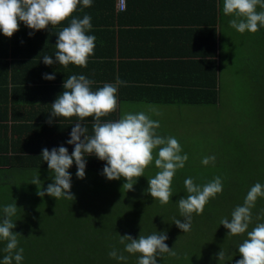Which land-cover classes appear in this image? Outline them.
Here are the masks:
<instances>
[{"label":"crops","instance_id":"1","mask_svg":"<svg viewBox=\"0 0 264 264\" xmlns=\"http://www.w3.org/2000/svg\"><path fill=\"white\" fill-rule=\"evenodd\" d=\"M222 9L223 0H125L123 10L118 9L117 0H92L91 7H84L81 0L73 16L54 28L50 25L34 31L21 22L11 38L0 32V147L17 142L18 157L27 156L31 164L42 160L39 166L27 169L49 170L42 158L44 148L51 151L64 146L71 154L74 145L67 141L77 123L88 129L87 135H93L94 117L81 121L51 116V104L65 90L63 84L71 75L94 81L93 91L105 83L116 85L117 110L102 117V123L138 109L209 105L188 101L205 98L206 91L210 97L214 82L218 92ZM84 15L91 16L92 29L87 34L96 37L87 66L44 64V56L55 60L58 32L71 19ZM30 32L34 34L30 36ZM44 74L55 75V79L46 80ZM117 78L125 83L117 84ZM148 115L151 119L158 116ZM85 159L91 165L85 171L106 164L94 155ZM70 169L77 170L76 164Z\"/></svg>","mask_w":264,"mask_h":264},{"label":"clouds","instance_id":"2","mask_svg":"<svg viewBox=\"0 0 264 264\" xmlns=\"http://www.w3.org/2000/svg\"><path fill=\"white\" fill-rule=\"evenodd\" d=\"M81 0H0V32L11 38L20 30V23L34 31L47 29L50 25L54 28L72 17ZM84 7H91L92 0H82ZM257 6L264 9V0H223V13L231 16L230 27L243 34L246 31L256 33L264 26V10L257 11ZM92 29L91 16L84 15L82 19H71L70 25L63 27L58 32L55 44V60L51 56H44L43 63L53 65L58 63L65 68L69 64L86 67L91 55L94 54V35L87 33ZM30 32L29 35H33ZM44 79L54 80L55 75L44 74ZM94 81L84 75H71L68 77L62 94L58 96L52 106V117L85 118L94 117L93 135H87L88 129L77 123L72 128L68 144L74 145V150L69 154L68 148L60 146L49 151L44 148L42 158L47 162L53 183L47 189H41L42 183L38 174L32 184L38 186L37 195L73 199L71 193L72 176L69 169L73 163L77 166L76 176L85 178L86 157L94 155L101 161H106L102 175L108 180L124 178L126 183L122 189L134 190L138 179L144 176L145 169L153 160L159 170L154 177L148 178L149 187L146 193L161 205L169 203L173 196L172 182L179 169L185 167L188 160L187 154H182V147L175 137L167 138L157 134L160 128L159 121L153 120L144 111L137 113H124L115 121L101 122L102 117L115 112L118 107L117 87L105 83L98 90L93 91L91 85ZM117 78V84H124ZM159 115V113H156ZM48 123H52L49 119ZM83 137V139H82ZM158 149V152L156 150ZM155 152V156H154ZM215 161L214 156L204 157L202 163L207 166ZM187 196L181 197L178 204L181 219L175 220V225L187 233L191 229L193 214H203L205 205L218 193H222L223 184L220 177L214 178L203 186L194 183L192 178L184 181ZM264 197V185L254 184L248 191L243 205L237 206L231 213V219L224 218L220 221L228 229L227 237L247 234L238 247L240 259L235 264H264V223H258L251 231L252 209L258 198ZM17 212V205L10 204L3 208L4 216L0 219V241H6V247L0 264H21L23 248H18V234L13 229L16 223L12 217ZM165 233L151 234L147 237L140 235L138 239L131 235H120V243L124 244V251L130 254H139L138 264H157V257L167 253L175 256L174 248H169L165 241ZM219 261H223L225 253L221 250L218 254ZM109 256L119 261L127 259L116 250L110 251Z\"/></svg>","mask_w":264,"mask_h":264},{"label":"rangeland","instance_id":"3","mask_svg":"<svg viewBox=\"0 0 264 264\" xmlns=\"http://www.w3.org/2000/svg\"><path fill=\"white\" fill-rule=\"evenodd\" d=\"M259 10L264 9L257 6V11ZM223 18L217 102L180 110L138 109L131 112L144 111L153 115L159 113L153 119L160 123L157 134L165 138L175 137L182 147V154L188 155L185 167L177 170L173 178V196L169 203L161 205L150 193H146L148 178L154 177L159 171L153 160L145 169L144 176L134 185V190L130 191L122 189L126 183L124 178L108 180L102 175L103 168L85 171L84 179L77 178V170L69 169L73 199L57 200L47 194L40 197L37 195L38 186L29 183L25 190L28 197L41 206L38 215L48 213V210L44 212L45 208H52L57 201L68 200L59 203L60 209H65L61 214L76 219L87 213L82 228L91 231L93 222L102 218L103 215L100 214L106 211L104 207L113 200L120 209L122 206L126 209L135 208L130 215L136 216L143 226L142 221L147 225L145 221L174 217L171 212L179 210L177 193L186 192L185 179L192 178L195 184L203 186L220 177L223 191L208 201L212 216L207 218L203 214H193L191 229L184 237V244H192L199 249L198 254L205 264H235L241 258L238 247L247 238V234L227 237L229 230L220 221L224 218L231 219L232 211L243 205L254 184L264 185V26L261 27V33L258 30L254 34L247 31L241 34L230 27L229 21L233 17L223 13ZM208 156H214L215 161L205 166L202 160ZM8 174H12L13 184H18L23 179L26 183L32 182L40 174L42 183L39 187L44 190L54 182L49 170L37 167L34 171L27 167H16ZM1 176L0 174V206H3L8 203L10 185L8 186V181L3 184ZM21 185L22 182L19 186ZM111 215L112 220L120 217L114 211ZM258 223H264V197L258 198L252 209V222L248 230L251 231ZM53 231L73 233L67 230V226L54 228ZM165 232L172 233V230L161 233ZM174 233L184 232L176 228ZM196 233H205V240L200 239L202 236ZM179 242L181 243L180 240ZM221 250L225 253L223 261H219L217 255Z\"/></svg>","mask_w":264,"mask_h":264},{"label":"trees","instance_id":"4","mask_svg":"<svg viewBox=\"0 0 264 264\" xmlns=\"http://www.w3.org/2000/svg\"><path fill=\"white\" fill-rule=\"evenodd\" d=\"M259 30L261 33V27ZM213 84L215 85L211 86L210 97L206 91L205 98L188 102L216 103L218 92L216 83L214 82ZM17 144V142H12L10 145L8 143L6 146L0 147L1 154H3L0 157V174L3 178L1 182L4 184L8 181V186L10 185L8 188V203L0 206V219L4 216L3 208L5 206L10 204L17 205V212L12 217V221L16 223L13 231L19 233L18 248L24 249V258L21 264H138L139 254H130L124 251L125 246L120 243V235H131L133 238L138 239L140 235L147 237L150 233L161 234V232L170 229L172 233H166L168 239L165 243L170 249L174 248L176 255L161 254V256L157 257V264H205V261L198 254L199 249L192 244L191 246L184 244L186 242L184 239L186 233H174V230L178 228L174 223L175 220L181 219L183 221L179 210L171 212L174 217L166 219L155 218V220L145 221L147 225L142 221L143 226H141L137 217L130 215L131 212L135 211V208L126 209L122 206L120 209L111 200L104 207L106 211L100 214V216L103 215L102 218L93 222L91 231L82 228L87 213L76 219L62 215L65 209H60L59 203L68 200L57 201L52 208H45L44 212L48 210V213L45 212V214L38 215L41 206L36 204V200L29 198L25 190L31 182L26 183V180L23 179L19 180L18 184H13L14 182H11L12 174L8 173L12 172L16 167L33 168L34 166H39V164H42V160L36 159L34 164H31L29 159H26L27 156H24V158L18 157L16 151H19L20 148L16 146ZM9 151L14 154L4 155V152ZM86 166L91 165L86 163ZM21 182L22 185L19 186ZM184 196H187L185 191L178 192L177 201ZM112 211L120 216L118 220H112ZM210 211V203H207L203 216L211 217ZM53 226L57 229L67 226V230L73 233H58L53 231ZM196 234L201 235L202 238L200 239L205 240V233ZM6 243V241H0V261L6 255L3 251ZM202 245L204 246L203 242ZM113 250H116L118 254H123L127 259L119 261L111 258L109 252ZM13 264H15V261H13Z\"/></svg>","mask_w":264,"mask_h":264},{"label":"built area","instance_id":"5","mask_svg":"<svg viewBox=\"0 0 264 264\" xmlns=\"http://www.w3.org/2000/svg\"><path fill=\"white\" fill-rule=\"evenodd\" d=\"M117 7L119 10L125 9V0H117Z\"/></svg>","mask_w":264,"mask_h":264}]
</instances>
